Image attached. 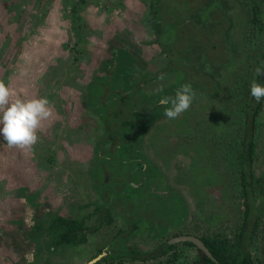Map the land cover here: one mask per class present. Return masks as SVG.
Returning a JSON list of instances; mask_svg holds the SVG:
<instances>
[{"label": "flooded vegetation", "instance_id": "1", "mask_svg": "<svg viewBox=\"0 0 264 264\" xmlns=\"http://www.w3.org/2000/svg\"><path fill=\"white\" fill-rule=\"evenodd\" d=\"M21 1L15 0L17 3ZM143 2H145L144 17L138 12L136 17H130L127 21L122 20L119 25L110 29V33L104 35L106 38L102 50L98 53L97 62L88 70L82 83L73 89L69 88V79L62 78L54 84L58 89L60 88L58 94L49 88L45 89L46 86L41 89L39 95L34 94L32 92L34 86L26 81L30 78H23L22 75L23 72L26 75L28 70L31 75L36 73L37 64L33 57L24 65L25 69L23 65L19 66L17 62L11 61L12 58L9 57L11 46L4 53V64H0L3 76L0 74V80L5 82L16 97L48 99L50 96L51 102L59 96V93H63L59 97L72 102L69 112L73 118L69 124H57L51 117L46 122L43 121L42 127L37 129V143L28 150L44 152L47 158L43 156L36 158L31 155L29 160L37 163L35 172L39 175L34 181L26 174L27 170L22 165V150L25 149L10 148L0 132V152L9 151L13 154V157L9 156L6 160H2L0 153V196H2L0 199L2 204L6 203L4 207H0V264H32V260L33 264H36L39 256L59 258L60 255L56 250L62 251L66 248L73 252L66 264H190L195 256L193 247H185V252L179 255H171L173 251H170L158 259L154 257L155 249H158L156 247L165 240L168 244H180L181 242L175 241L179 237H192L201 242L198 238L201 233L218 226L223 221L220 220L223 217L222 213L218 211L215 213L213 209L208 208L207 211L201 210V205H198V200L203 199L199 194L207 197L206 200L209 195L203 192L207 190L199 184V179L206 177L210 170L206 168V164L214 161V166H218L220 159L224 158L230 167L231 161L235 163L237 158L234 153V138L223 137L222 131L225 128L212 131L214 117L211 112L215 109L220 111L219 96L215 99L216 104L213 103L215 107L207 116L201 112L190 116V109L176 119H168L164 116L153 123L138 116L140 112L147 113L149 107L147 103L160 86L156 87L159 79H155L156 67L151 65L154 64V57H151L150 49H146L151 44H158L156 30L150 21L151 5L157 3V0ZM52 3L61 5L59 12L61 11L60 15L64 20L67 19L65 21L67 24L56 26L51 30L49 27L44 28L43 20L49 18L51 13L49 7ZM35 4L37 12L39 11L34 18L35 26L37 30L40 28V33L45 34L46 38H43L41 43L46 46L39 45L33 48L31 55H47L45 53L47 48H52L54 54H58L61 46L66 47L67 42H60L64 36L73 39L70 48L73 57L76 53L80 54L81 48L78 47L83 37L90 32L83 18V11L89 6L87 0H35L31 5L30 2H26L25 10ZM105 4L107 7L111 5L110 2H106L101 7ZM140 16L142 19L139 18ZM22 19L23 16L18 15L16 22L22 23ZM161 27L163 28V24ZM1 43L0 41V53L3 54ZM158 47L161 50L159 57L162 59V64L156 70L168 68L165 77L171 80L173 74L167 66L169 62L167 47L159 44ZM17 50L18 48L11 54ZM45 64L47 66L41 65L40 70L45 71L47 67H52L51 70H54V67L59 70L62 65ZM72 64L74 65L75 61ZM14 67L17 69L15 70ZM43 78L36 80L44 82ZM185 83L187 82L181 81L173 88L171 82L167 81L162 84L163 91L159 93L174 96L176 90ZM81 115H85L86 119L95 125L91 131L87 130L88 138L83 139L80 144L84 150L86 145L88 150L86 169L78 174L80 185L77 181V186L73 187L74 178H70L66 196L55 202L53 200L55 198L53 196V199L50 198L48 194V183L53 180L51 177L56 171L53 167L59 166L62 161H58V154L52 151L48 142L51 136L59 132V128L65 126L72 128V133H79L80 130L76 132V128L72 127L71 123ZM2 128L3 125L0 124V129ZM210 133H215V138L208 142L205 136H211ZM195 141L200 142L196 148ZM64 145L62 147L66 148ZM194 151L196 152L192 166L187 164L184 158H178V155L183 154L187 157ZM169 153L176 156L174 160L173 156L167 157ZM227 154L230 156L227 157ZM164 158L167 159L166 165L161 164ZM172 160L173 163H168ZM43 161L45 167L42 165L44 163L41 164ZM44 168H47V173L51 171L52 174L49 175L50 172L45 174ZM216 173L218 174V171ZM216 173L210 174L212 176ZM191 178L195 179L192 180L194 184ZM76 188L79 194L76 193ZM152 193L165 197L173 196L179 207L189 204V209L192 208L191 210L194 211L191 222L182 221L180 224H174L166 219L163 223L160 207L163 205L160 202V205L153 201L145 202V199L150 200ZM206 213L209 214V218L203 219L205 224H201L202 220L196 221L197 215L201 217ZM216 220L218 223L213 222L212 227H205L206 224ZM138 221L151 227L152 236L146 231L141 234L130 232L133 223ZM111 222L118 224L115 232L114 228H111ZM123 229H125L124 233L121 231ZM63 233H68L72 241L60 242ZM126 233H129L126 238L128 240H124L122 245L120 237ZM161 235L160 241L155 240L156 236ZM139 238L149 242L151 246L147 245L145 249L140 243L134 242ZM44 246H51L52 249L49 254L43 256ZM36 247H39L40 251L32 250Z\"/></svg>", "mask_w": 264, "mask_h": 264}, {"label": "rangeland", "instance_id": "2", "mask_svg": "<svg viewBox=\"0 0 264 264\" xmlns=\"http://www.w3.org/2000/svg\"><path fill=\"white\" fill-rule=\"evenodd\" d=\"M145 0H87L89 3L84 11H83V18L86 22V27H89L90 32L88 33L87 36L83 37V40L81 41L82 43L79 45L78 48H81L79 50V53H76L75 56L73 57V54L71 53L72 44H73V39L66 38L65 36L62 37L60 42H67L65 44L66 47L59 48L60 52L58 54H54L55 51L53 52L52 48H47L46 52L47 55H31V52H33V48L40 46H46L45 44L41 43L43 41V38H46L45 34L43 35V32L40 33L39 29H36L35 26V21L34 18L37 14H39V11L37 12V7L36 4L35 6H32L28 9L25 10L24 4L27 2H30V5L35 2V0H22L21 2L17 3L15 0H0V41L1 43V49L3 54L0 53V64L4 62L5 57L3 56L4 53L8 50L9 46V54L12 58V62H17L19 66L23 65L25 68V64H28L30 62L31 57L35 60L37 64V69L36 73L31 75L30 70H28L27 74L25 75L23 72V78H30L27 81L29 84L32 86V92L36 95H39L41 92V89L49 88V90L53 92H60V88L58 89V86L54 85L57 83L58 79L62 78H68L69 82V88H74L75 86H78L80 83H82V79L86 76V73L88 72L89 69L93 67V65L97 62L99 55L98 53L102 50L104 38H106L104 35L106 33H110V29L114 26H117L120 24V22L127 21L130 17H136L138 12H140L143 15V2ZM193 0H190L192 2ZM234 2V0H232ZM110 2L111 5L108 7L105 6L101 7L102 4ZM182 2V1H179ZM187 2V0H185ZM236 2V0H235ZM234 2V3H235ZM178 4V1L175 2ZM196 4H202L199 3L198 1L192 2ZM100 6H99V5ZM207 7H211L209 9H214L216 12L212 14L211 16L207 17L208 11L206 14L202 13H197L199 12L198 7L189 10L188 14H178L173 12V15H169L168 13H163L164 16V21L163 22V28L164 29L160 34H158L157 37V42L159 45L166 47V46H173L172 50L174 52L179 53V56L181 55L183 58L186 55L187 45L192 46L197 49V50H202L206 51L207 49L205 45L207 44V41L205 42V45L201 43V35H205V29L203 28L202 22H207L206 26L209 25L212 28V31L214 30L213 27H215L216 23L219 27V25H223L225 27H221L219 29L218 33H215L214 39L221 45V50L223 51L226 47H229L226 51V53L229 55V64L235 61L234 58V51L236 49L237 45V39H238V33H239V28H243L244 33L248 31V24L247 27H243V22L245 20V11L243 10H236L234 7L231 9V15H230V9L228 6L225 4L221 3L219 0H211L210 3H206ZM205 5V4H203ZM59 6L60 4H55L52 3V5L49 7L50 14L49 18H44L43 20V25L45 27L51 28H56V26L59 25H66L67 23L65 22L67 19L63 18L62 15H60L61 11L59 12ZM200 8V7H199ZM201 9V8H200ZM59 12V13H58ZM202 12V11H201ZM146 13V12H145ZM18 15H22V23L16 22V19ZM56 15V16H55ZM192 16V19L190 20ZM144 17V15H143ZM82 18V21L84 22ZM142 19V16L139 17ZM212 22H208L211 21ZM216 20V23H215ZM27 21V23H26ZM181 21H185L187 23V27L194 25L196 27L197 37H193L191 34V29L188 31L184 27L183 24H180ZM190 22V23H189ZM201 22V24H199ZM16 24L18 26H16ZM191 24V25H190ZM189 25V26H188ZM201 25V26H199ZM168 26L172 27L173 30L169 32ZM192 27V26H191ZM202 29H200V28ZM209 27V28H210ZM142 30V29H141ZM167 30V31H166ZM43 31V30H42ZM146 31V30H145ZM39 32V33H37ZM185 32V33H184ZM216 32V31H215ZM243 33V34H244ZM260 36H264V32H261ZM259 34H255V37L253 39V44H249V55L250 57H255V51H260L259 45L264 44L263 43V38L260 37ZM244 38V37H243ZM242 38V39H243ZM52 39V38H50ZM68 39V40H67ZM191 39H193V43L191 44ZM210 36L209 39L210 40ZM213 40H211V43ZM158 44H151L149 47L146 49H150L149 52H152L151 57L153 56L155 61L154 64H151L152 66H155L156 69L161 66L162 64V59L159 57V54H161V50L158 47ZM16 48H18L17 51L14 52V54H11ZM30 48V51L28 49ZM65 49V50H64ZM219 49H210L209 57L214 59L212 56L217 57ZM240 47L237 46V53L240 54ZM23 53V55H22ZM212 55V56H211ZM226 56V55H225ZM241 59L233 66H230V69L227 70V82L222 85L224 87V90L222 94L219 96V105L221 107L219 108L220 111H215L211 112V110L215 107L214 104H216V101L209 100L207 95V91L204 93V91L201 89L203 86V82L196 77L190 78L189 80L187 79V83H191L193 89L195 87H198L195 92H196V98L194 100H197L194 102L193 105H191L190 109V116L193 115H198V114H205L207 116L208 112H211L213 118V126H212V131H217L222 128H225L223 132V137L227 138V136H230V138H234L236 130H237V125L238 122L237 120H240V123L242 122L243 118H241V101L244 98V91L247 88V85H249L250 81L253 80L255 73L252 72L251 77L249 76V71L251 68L247 67L245 65L246 62V56L241 55ZM200 59L204 57L202 55H199ZM73 58V59H72ZM239 58V57H238ZM227 59V58H226ZM218 60V59H216ZM215 60V61H216ZM220 60H223L221 58ZM219 60V61H220ZM75 61V64L73 65L72 63ZM185 62H188L190 64H195L197 66L198 60H192L186 57L184 60ZM45 63H60L62 64L59 67V70L54 67V70H51L52 67H47L45 71L40 70V66H47ZM4 64V63H3ZM2 64V65H3ZM157 64V65H156ZM18 66V67H19ZM41 66V67H42ZM17 69V67H14V69ZM15 69V70H16ZM26 69V68H25ZM154 69V70H156ZM207 70V69H206ZM249 70V71H248ZM12 71V70H10ZM14 72V70H13ZM44 76H42V74ZM0 74L2 75V70H0ZM14 74V73H13ZM38 74V75H36ZM21 75V73H19ZM43 78L44 82H38L36 78ZM46 80V81H45ZM171 82V87L173 86L174 80H170ZM54 85V86H51ZM245 85V86H244ZM71 89V90H72ZM63 90V89H61ZM31 93V94H33ZM58 94V93H57ZM63 93H59V96H61ZM58 96V95H57ZM57 97V98H52L53 100L50 102V106L53 108V115L52 118L55 120L57 124H69L72 120V114L69 112L71 109L72 102L68 100H64L62 97ZM226 96V97H225ZM50 96H48V100H50ZM193 100V101H194ZM204 101V102H203ZM204 104H203V103ZM214 103V104H213ZM200 105V106H198ZM250 105V103H249ZM202 107V108H201ZM193 111V112H191ZM201 112V113H200ZM188 115V112H187ZM83 116V117H82ZM239 117V118H238ZM46 122V121H45ZM254 130H253V142H254V161L258 163L261 161V159L264 156V106H263V111L260 112L254 119ZM71 126L76 128L75 131L79 133H72L71 130L72 128H66L67 126L63 128H59V132L55 136H49L50 141L48 142L50 145V148L52 151L55 152V154H58L59 160L62 161V163L59 164V166L53 167L55 168V174H53V178L51 177V180L48 183V194L50 198L53 199L54 201H60L64 196L67 194V188L70 186V182L68 180L70 178H74L73 180V187L75 185L77 186V181H79L80 185V179H78L79 175L83 169H86V155H87V147L85 145V150L82 148L80 145L83 139L88 138V133L87 130L91 131L93 128H95V125L93 122L89 121L86 119L85 115H81V117H77L73 119V122L71 123ZM77 126V127H76ZM57 130V131H58ZM63 131V132H62ZM61 132V133H60ZM211 136L206 135L205 138H207L208 142H211L215 136V133H210ZM233 136V137H232ZM74 140V142H73ZM236 142V139H235ZM68 143V145H66ZM199 141H195V148L199 145ZM65 144V145H64ZM64 145L66 148L62 147ZM235 146V145H234ZM35 151L34 150H22L23 157L22 159V165L23 168L26 169V174L30 176L32 181L36 180L37 177L39 176L36 172V164L34 162H30V157L33 155V157L39 158L43 156L44 158L46 157V153H41V152H31ZM196 151L192 152L190 155H188V152L186 153L188 156L185 157V155H178V158H184L187 161V164L191 165L192 160H194L195 157H193ZM1 159L6 160L7 157L12 156L13 154L9 151H1ZM54 154V155H55ZM36 155V156H35ZM169 156H173V153H169ZM227 157L230 155L227 154ZM32 157V158H33ZM189 157L191 160H189ZM34 159V158H33ZM183 159V161H184ZM224 159V158H223ZM220 159L219 165L214 166V161L208 162L207 169H210L208 172V175L206 177H201L199 181L202 184H206V179L209 178L210 184L209 186H202V188L206 189V191H203L208 195V199L206 200L203 197V195H200V198L202 199V202H205L200 206L201 210L207 211L208 209H213L215 213L218 211L219 213H222L223 217L220 220H223L221 222H224L225 220H237V215H236V199L234 196V191L236 189V181H237V175L236 171L234 168V163L231 161V166L228 167V161L224 159ZM69 160V161H67ZM163 165L167 164V159H163ZM172 161H169L168 163H173ZM231 160V159H230ZM37 162V161H36ZM44 163V164H42ZM41 164L45 167V162H41ZM192 166V165H191ZM214 166V167H213ZM57 168V169H56ZM213 168V170H212ZM45 174L51 175V171L47 173V168H44ZM67 171H69V174H67ZM213 171V172H212ZM218 171V174L216 173ZM210 173H216V174H211ZM69 175V176H68ZM193 175V174H192ZM75 176V177H74ZM55 177V178H54ZM34 178V179H33ZM188 180V178H187ZM191 182H193V178L190 179ZM193 180V181H192ZM196 182V181H195ZM194 184V182H193ZM72 185V183H71ZM228 186V189L226 190L225 187ZM198 187V186H197ZM223 188L227 193H223ZM76 193L79 194L77 191V188L75 189ZM198 193V192H196ZM215 195V197H214ZM53 196V197H52ZM2 197V196H0ZM78 198V197H76ZM55 201V202H56ZM4 204V203H3ZM1 203L0 199V207L5 206ZM235 208V210H234ZM221 209V210H219ZM218 223V220L212 221V223ZM220 222V221H219ZM112 223V222H111ZM201 224H205V221L202 219ZM118 224H113L111 225V228L113 227V231L117 229ZM212 225L211 224H206L205 227H209ZM182 229V228H181ZM114 231V232H115ZM112 232V230H111ZM120 235V234H119ZM134 242H138L141 245L144 246V248L150 247L151 245L149 242L144 241L142 238L137 239ZM38 246V245H37ZM257 247V246H256ZM44 253L43 256L46 254L50 253V250L52 249L51 246H44ZM34 252L40 251L39 247H36V249H32ZM178 250V249H177ZM185 250V249H184ZM56 252L60 255L59 258L51 259L52 257L50 256H44V257H38L36 264H66L67 260L69 262L70 256L73 255V252L66 248L63 249L62 251H57ZM176 253V252H175ZM57 254V255H58ZM66 256V257H63ZM256 258H260L262 264H264V239L261 242V251L257 250L255 254ZM33 259V258H32ZM51 259V260H49ZM33 264V260L31 261Z\"/></svg>", "mask_w": 264, "mask_h": 264}, {"label": "trees", "instance_id": "3", "mask_svg": "<svg viewBox=\"0 0 264 264\" xmlns=\"http://www.w3.org/2000/svg\"><path fill=\"white\" fill-rule=\"evenodd\" d=\"M176 1H178V4L175 3ZM197 1L199 3L203 1V3H192L194 2V0L192 2H190V0H187V2H185V0H157V3L151 5L150 13V21L152 22V25L156 30L155 33L158 35L164 30L161 27L163 22L166 21L164 20L163 13L173 15V12H175L184 15L188 14L189 10L196 7H198L199 9V12H197L199 14H206V12L208 11L207 17L216 12L214 9H209L211 7H207L206 3H210L211 0H195V2ZM219 1L229 7L230 15L231 9H233L232 7H234L236 10L240 9L245 11V20L243 22V27H247V24L249 26L248 31H246L245 33L241 26L239 28L237 45L234 51V62L229 64V55L226 53L229 47H226L222 51L220 48L221 45L219 44L221 42L218 43L214 39L215 33H218L221 27H225L223 25H219L218 27L216 20V25L215 27H213V31L209 25L206 26L207 22L203 21L202 24L201 22L199 23L203 25V28L206 31L205 35H201V43L205 45V42L207 41V44L205 45L207 52L197 50L195 46L192 47L187 45L188 50L186 51V55L183 58L181 55L179 56V53L172 50L173 46H166V52L169 61L167 66L169 67V71L173 74L172 80H174L172 87H177L181 81H187L189 77H196L198 79H201L200 82H203V87L201 89L204 91V93L207 91L206 96H208L210 100H215L222 94L224 90V87H222V85L227 82L226 72L230 69V66L232 67L233 64L237 63L239 59H241V55L246 56L245 65L251 68L250 71L248 70V74L250 77L252 72L255 73V68L259 66L261 62H264V44L259 45L260 51L253 50L255 52V57H250L249 55V44H253L255 34L257 33L260 36L261 32H264V0H236V2L234 0L235 3L232 0ZM191 19L192 16L190 20ZM208 22L210 23L212 22V20ZM180 24H183L185 28L187 27V23L185 21H181ZM191 26L187 27L186 30L188 31L189 29H191L190 32L195 38L197 37L198 32L196 31V27L194 25ZM168 29V31L171 32L173 30V26L168 27ZM209 36L211 38L210 40H208ZM260 37L263 38L264 43V36ZM211 40H213L212 43ZM193 41L194 40L191 39V44L193 43ZM237 46L240 47V54L237 53ZM210 49H219L217 57L211 55L214 59L208 56L210 53ZM199 55H202L204 59H200ZM186 57L195 60V62L196 60H198V62H196L197 66L193 63L190 64L188 62H185L184 60L186 59ZM221 58H223V60H220ZM178 66L182 67V69H179ZM167 70L168 68L155 70V79L158 80V77L162 73L165 74ZM254 79L257 82L264 84V75L257 76L255 74L253 80ZM167 81H170V79H167L166 77L163 82L160 80L157 81L156 87L161 84L167 83ZM250 83L249 85H247V88L244 91V98L241 101L242 107L240 110L242 114L241 118H243V120L241 123L240 120H237V122H239L234 136V153L237 157L234 163V168L237 175V184L234 191V196L236 199L235 202L237 206V220H230L229 222H226L228 220H225L218 226L209 228V230H207L205 233L200 234L198 238L201 240L209 255L202 252V250H199V248H197L190 242L168 244L165 242V240L156 247L158 249H155V259H158L162 255L168 254V252L170 251H173L171 252V255H179L185 252V247H193L195 250V256L193 257V260H191L190 264H262L260 258H256L255 254L257 250L261 251V242L264 239V156L258 163L254 161L255 152L253 150L254 142L252 137L254 130V119L258 114H260V112L263 111L264 98H262L259 103L254 100V98L250 94ZM197 88L198 87H195L194 90H196ZM165 94L166 93L161 94L159 92L153 93L151 96L152 98H150L147 103L149 104V107H147V113L143 114L142 112H140L141 114H138V116L142 119H148L149 123L157 122L160 118L164 117V109L167 106H161L159 104V99L164 97ZM196 101L197 100H194L192 102V105ZM136 142L138 141L136 140ZM121 149L123 150V147H121ZM210 181L211 180L207 178L206 184H202L200 181L199 184L203 186H209L208 184H210ZM225 188L228 189V186H226ZM222 191L223 193H227L224 188ZM126 197L130 196L126 195ZM152 201L158 205H160V203L161 205H163L160 206L162 210L161 214H163L162 216L160 214V216L163 223L167 219V221L171 223L180 224L182 221L187 222L194 217V211L191 210L192 208L189 209L190 205L187 204V206L182 205V207H179V203L173 196L165 197L164 195L152 193V196H150V200L145 199V202L148 203ZM204 203L205 202L198 200V205H202ZM196 204L197 203H195V205ZM153 208L157 213V209L155 208V206ZM161 210L159 212H161ZM201 217L202 219L206 220V218H209V214L206 213ZM201 217L200 215H197L196 221H201ZM144 224L145 223H142L141 221H138V223L134 222L132 226L133 228L130 232L141 234L143 231H146L148 235L152 236L151 227ZM209 224L212 225V222H210ZM229 224L231 226L233 225L231 231V226ZM126 228L127 226H125V229ZM125 229L121 231L124 233ZM128 236L129 233L121 235L120 241L122 245L124 240H128L126 239L128 238ZM161 237L162 235L160 237L156 236L155 240L159 239L160 241ZM60 238V242L68 243L72 241L68 236V233H63Z\"/></svg>", "mask_w": 264, "mask_h": 264}, {"label": "clouds", "instance_id": "4", "mask_svg": "<svg viewBox=\"0 0 264 264\" xmlns=\"http://www.w3.org/2000/svg\"><path fill=\"white\" fill-rule=\"evenodd\" d=\"M257 76L264 75V62L255 68ZM158 79L163 81L165 74H161ZM156 92L163 91L161 84ZM250 94L254 100L259 103L264 98V84L255 79L250 83ZM15 97V98H13ZM196 98V92L191 83L181 85L174 96H164L159 99L161 106H167L164 109V115L168 119H176L182 113L187 111L193 100ZM0 129L7 145L21 149H30L37 143V129L42 127V122L48 120L53 115V108L46 97L20 99L15 93L0 80Z\"/></svg>", "mask_w": 264, "mask_h": 264}, {"label": "water", "instance_id": "5", "mask_svg": "<svg viewBox=\"0 0 264 264\" xmlns=\"http://www.w3.org/2000/svg\"><path fill=\"white\" fill-rule=\"evenodd\" d=\"M175 241H179V242H190L193 245H195L197 248H199L200 250H202L203 252H205L207 255H209L208 251L205 249V247L203 246V244L198 239H196V238H192V237H179Z\"/></svg>", "mask_w": 264, "mask_h": 264}]
</instances>
